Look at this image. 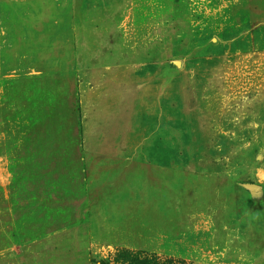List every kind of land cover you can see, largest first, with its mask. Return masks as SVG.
<instances>
[{"label":"rangeland","instance_id":"obj_1","mask_svg":"<svg viewBox=\"0 0 264 264\" xmlns=\"http://www.w3.org/2000/svg\"><path fill=\"white\" fill-rule=\"evenodd\" d=\"M131 253L264 264V0H0V264Z\"/></svg>","mask_w":264,"mask_h":264},{"label":"crops","instance_id":"obj_2","mask_svg":"<svg viewBox=\"0 0 264 264\" xmlns=\"http://www.w3.org/2000/svg\"><path fill=\"white\" fill-rule=\"evenodd\" d=\"M133 158L129 155H118L114 157L112 161L114 162L110 167V173L112 174L110 185L115 187L132 186L134 182L130 179L131 177H126V174L130 175L134 172V167L127 162H132Z\"/></svg>","mask_w":264,"mask_h":264},{"label":"trees","instance_id":"obj_3","mask_svg":"<svg viewBox=\"0 0 264 264\" xmlns=\"http://www.w3.org/2000/svg\"><path fill=\"white\" fill-rule=\"evenodd\" d=\"M131 257V260L135 263V264H150L151 262V258L146 256L145 258L144 257H141L140 255H137V253H131L130 255Z\"/></svg>","mask_w":264,"mask_h":264},{"label":"water","instance_id":"obj_4","mask_svg":"<svg viewBox=\"0 0 264 264\" xmlns=\"http://www.w3.org/2000/svg\"><path fill=\"white\" fill-rule=\"evenodd\" d=\"M246 186L251 188V189H258L259 188V185L255 184V183H247Z\"/></svg>","mask_w":264,"mask_h":264}]
</instances>
